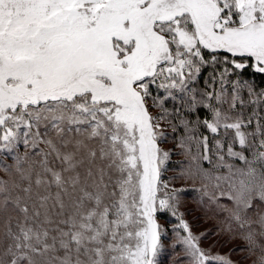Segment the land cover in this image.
Here are the masks:
<instances>
[{
  "label": "snow or ice",
  "instance_id": "snow-or-ice-1",
  "mask_svg": "<svg viewBox=\"0 0 264 264\" xmlns=\"http://www.w3.org/2000/svg\"><path fill=\"white\" fill-rule=\"evenodd\" d=\"M257 76L264 0H0V264H264Z\"/></svg>",
  "mask_w": 264,
  "mask_h": 264
},
{
  "label": "trees",
  "instance_id": "trees-1",
  "mask_svg": "<svg viewBox=\"0 0 264 264\" xmlns=\"http://www.w3.org/2000/svg\"><path fill=\"white\" fill-rule=\"evenodd\" d=\"M255 80L257 84L264 85V77L257 76L255 77ZM169 107H171V105H169ZM182 160L183 158L180 156H174L172 158L171 170L166 173L165 178L171 177L176 174V165ZM176 186L181 189V211L185 213V218L193 225V230L197 233H201L206 228L211 227V223L202 218V213L198 206L200 193L195 190V187H198V185L193 186L191 183L188 182L176 181ZM159 222H161V224L165 228L169 229L168 234L165 237V251L159 257V261L160 264H172L174 255L171 246L169 245V241H172L175 238L174 233L171 232V228L175 222V218L169 213H162L160 215ZM197 225H199V227H196ZM215 239H217V237H213L212 240L206 242L204 244V247L207 248L208 245L212 243ZM229 247H231V245ZM228 250V247L222 249V251L224 252H227ZM238 255H242V253H239Z\"/></svg>",
  "mask_w": 264,
  "mask_h": 264
},
{
  "label": "rangeland",
  "instance_id": "rangeland-1",
  "mask_svg": "<svg viewBox=\"0 0 264 264\" xmlns=\"http://www.w3.org/2000/svg\"><path fill=\"white\" fill-rule=\"evenodd\" d=\"M161 224V222H159ZM162 225V224H161Z\"/></svg>",
  "mask_w": 264,
  "mask_h": 264
}]
</instances>
